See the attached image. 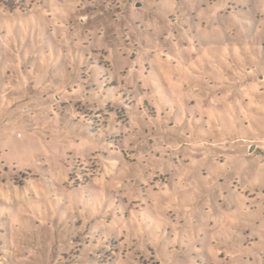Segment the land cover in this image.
Returning <instances> with one entry per match:
<instances>
[{
  "label": "rangeland",
  "instance_id": "rangeland-1",
  "mask_svg": "<svg viewBox=\"0 0 264 264\" xmlns=\"http://www.w3.org/2000/svg\"><path fill=\"white\" fill-rule=\"evenodd\" d=\"M0 264H264V0H0Z\"/></svg>",
  "mask_w": 264,
  "mask_h": 264
}]
</instances>
